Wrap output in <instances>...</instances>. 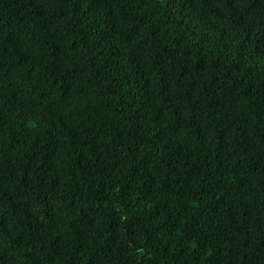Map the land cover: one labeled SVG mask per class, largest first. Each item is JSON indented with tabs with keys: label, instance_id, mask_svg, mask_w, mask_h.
<instances>
[{
	"label": "trees",
	"instance_id": "obj_1",
	"mask_svg": "<svg viewBox=\"0 0 264 264\" xmlns=\"http://www.w3.org/2000/svg\"><path fill=\"white\" fill-rule=\"evenodd\" d=\"M0 264H264V0H0Z\"/></svg>",
	"mask_w": 264,
	"mask_h": 264
}]
</instances>
